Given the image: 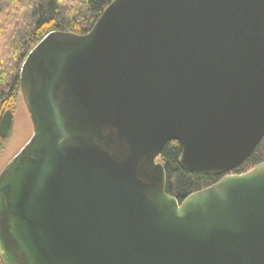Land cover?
Instances as JSON below:
<instances>
[{"label":"water","instance_id":"95a60500","mask_svg":"<svg viewBox=\"0 0 264 264\" xmlns=\"http://www.w3.org/2000/svg\"><path fill=\"white\" fill-rule=\"evenodd\" d=\"M1 264H264V0H113L26 55ZM217 183L178 202L157 160ZM227 174V175H225Z\"/></svg>","mask_w":264,"mask_h":264},{"label":"trees","instance_id":"16d2710c","mask_svg":"<svg viewBox=\"0 0 264 264\" xmlns=\"http://www.w3.org/2000/svg\"><path fill=\"white\" fill-rule=\"evenodd\" d=\"M112 1L0 0V149L12 129L15 104L20 96V68L28 52L52 31L88 33ZM181 149L177 141H170L157 158L165 170L166 192L178 202L224 177L184 171L179 166ZM262 162L264 136L246 160L227 174H242Z\"/></svg>","mask_w":264,"mask_h":264},{"label":"rangeland","instance_id":"374dc122","mask_svg":"<svg viewBox=\"0 0 264 264\" xmlns=\"http://www.w3.org/2000/svg\"><path fill=\"white\" fill-rule=\"evenodd\" d=\"M32 135V125L21 98L18 97L15 109L13 124L10 135L4 146L0 149V172L4 166L20 151Z\"/></svg>","mask_w":264,"mask_h":264}]
</instances>
